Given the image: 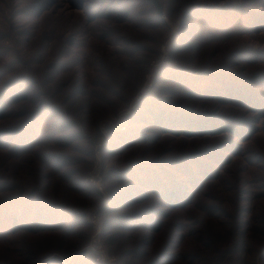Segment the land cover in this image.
<instances>
[{"label": "rangeland", "instance_id": "rangeland-1", "mask_svg": "<svg viewBox=\"0 0 264 264\" xmlns=\"http://www.w3.org/2000/svg\"><path fill=\"white\" fill-rule=\"evenodd\" d=\"M157 1L0 0V264H264V0Z\"/></svg>", "mask_w": 264, "mask_h": 264}, {"label": "trees", "instance_id": "trees-1", "mask_svg": "<svg viewBox=\"0 0 264 264\" xmlns=\"http://www.w3.org/2000/svg\"><path fill=\"white\" fill-rule=\"evenodd\" d=\"M20 91H16L14 92L9 98L15 102L19 101L18 98H20ZM3 103L0 100V119L4 118V109H3ZM148 116H150V119L152 120L153 123H155L156 125L160 126L163 122V112L160 111H153L150 107H147V111L145 112ZM213 132L216 133H226V132H231L234 133V129L231 127H226V126H219L217 128H215L214 130H212ZM23 228L26 229H30L31 227L28 225H23ZM88 252V251H87ZM88 254L90 255V252H88ZM91 256V255H90Z\"/></svg>", "mask_w": 264, "mask_h": 264}, {"label": "built area", "instance_id": "built-area-1", "mask_svg": "<svg viewBox=\"0 0 264 264\" xmlns=\"http://www.w3.org/2000/svg\"><path fill=\"white\" fill-rule=\"evenodd\" d=\"M90 254L97 263L101 264H112L114 259L112 256L108 255L100 246V241L97 235H93L88 246Z\"/></svg>", "mask_w": 264, "mask_h": 264}, {"label": "water", "instance_id": "water-1", "mask_svg": "<svg viewBox=\"0 0 264 264\" xmlns=\"http://www.w3.org/2000/svg\"><path fill=\"white\" fill-rule=\"evenodd\" d=\"M152 2L154 4L155 8L157 9V15L159 17H164V15H163V9H162L161 4L157 0H152Z\"/></svg>", "mask_w": 264, "mask_h": 264}]
</instances>
